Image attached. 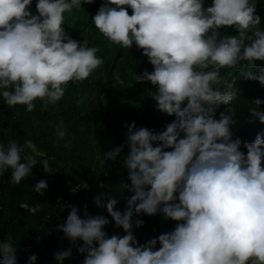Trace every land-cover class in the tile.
I'll return each mask as SVG.
<instances>
[{
  "label": "clouds",
  "instance_id": "9594fccd",
  "mask_svg": "<svg viewBox=\"0 0 264 264\" xmlns=\"http://www.w3.org/2000/svg\"><path fill=\"white\" fill-rule=\"evenodd\" d=\"M93 2L37 0L34 14L33 0H0V97L7 107L23 105L32 112L38 99L45 108L55 105L70 82H83L104 63L97 57L100 49L81 44L63 27L65 13ZM257 7L252 0H212L207 7L205 0H103L91 17L95 28L122 49L135 45L143 51L153 71L137 75V82H151L157 110L175 119L160 132L137 128L135 122L125 125L129 152L123 167L130 181L125 189L132 195L123 212L111 191L97 195L94 203L106 208L126 234L109 237L104 230L109 219L89 215L87 205L83 219L77 206L63 205L70 211L57 231L71 247L54 253L58 264L72 257L78 241L83 242L77 247L85 254L83 264H264V133L243 142L233 138L231 108V114L216 118L221 105L237 98L231 91L234 82L223 91L216 87L221 69L264 62ZM221 29L237 34L221 36ZM243 76L264 86V68ZM115 80L124 84L119 75ZM251 111L264 123V112ZM56 135L63 139L67 133L58 125ZM124 146L104 153L105 160L115 162ZM26 148L31 154H25ZM38 163L45 173H54L33 141L21 145L11 140L6 148L0 144V175L11 170L12 185L25 181ZM48 188L41 179L32 189L43 197ZM19 207L33 216L43 210L38 203ZM134 214H162L177 223L140 244L133 227L144 221L133 223ZM18 243L11 235L0 240V264H17ZM36 261V254L29 255L28 264Z\"/></svg>",
  "mask_w": 264,
  "mask_h": 264
},
{
  "label": "trees",
  "instance_id": "16d2710c",
  "mask_svg": "<svg viewBox=\"0 0 264 264\" xmlns=\"http://www.w3.org/2000/svg\"><path fill=\"white\" fill-rule=\"evenodd\" d=\"M252 2L258 5L257 14L261 16V27L264 28V0ZM36 3L37 0H33L31 6L34 14ZM102 3L103 0H94L91 4H83L79 10L64 14L63 27L69 36L81 44L87 41L89 47L100 49L97 57H102L104 63L88 79L80 83L70 82L64 97L55 105L45 108L43 101L38 99L32 112H27L23 105L9 108L0 97V128L5 130L0 132V144L6 148L11 140L21 145L31 140L49 159L54 171L45 173L42 164L38 163L32 175L20 185L10 183L11 170L0 175V240L11 235L19 242L17 264H28L31 254L37 255L36 264H58L54 253L71 247V241L64 237V233L57 231L70 211L63 205L77 206L82 219L87 205L89 215H104L109 219L110 224L104 229L109 237L125 235L122 228L115 226L106 208H98L94 203L97 195L111 191L118 199L117 210L123 212L127 206L126 198L132 195L125 189V183L130 184L128 170L123 167L124 156L129 152L125 125L135 122L137 128L160 132L175 119L157 110V102L151 97L156 88L151 82H137V75H142L145 70L153 71V65L143 51L135 45L129 50L122 49L95 28L91 17ZM211 3L212 0H205V7ZM128 11L131 15L132 9L128 8ZM226 34L237 33L234 29H221V36ZM262 68L264 62L257 61L251 68L244 63L236 69H221V84L216 86L223 91L228 83L234 82L231 91L237 94V98L230 105H221L216 110V118L219 119L222 112L231 114L228 112L231 108L235 120L233 138L243 142H254L258 133H264V123L251 111L254 107L264 112V104L259 107L253 104L255 99L264 101V86L243 76L245 72L259 73ZM116 75L124 80L123 85L116 83ZM58 125L67 133L63 139L56 135ZM120 145L125 146L117 160L106 161L104 153ZM241 151L247 153L243 144ZM25 154H31L30 150L26 148ZM41 179L49 184L43 197L32 189ZM101 183L106 187L101 188ZM21 202L30 206L38 203L43 210L30 215L19 207ZM136 219L144 221L142 227H133L140 244L173 230L177 223L165 219L162 214H134L133 223ZM80 246H83L82 241L72 247L73 255L64 264H83L85 254L77 251Z\"/></svg>",
  "mask_w": 264,
  "mask_h": 264
}]
</instances>
